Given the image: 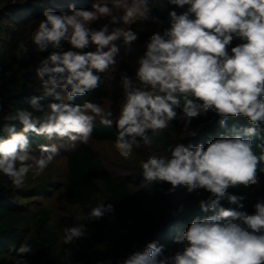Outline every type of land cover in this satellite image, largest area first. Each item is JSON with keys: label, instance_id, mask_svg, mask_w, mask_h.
Instances as JSON below:
<instances>
[{"label": "clouds", "instance_id": "obj_1", "mask_svg": "<svg viewBox=\"0 0 264 264\" xmlns=\"http://www.w3.org/2000/svg\"><path fill=\"white\" fill-rule=\"evenodd\" d=\"M183 8L182 14L170 12L171 26L163 34L154 33L146 43L139 59L135 79L122 76L124 102L116 120V147L124 159H130L139 148L137 137L145 145L152 143L146 133L167 129L174 119L184 121L189 136L196 132L188 128L193 118L209 111L221 116L246 117L250 127L243 135L221 137L203 144H177L168 155H151L142 162L143 183L150 188L156 182H168L169 191L186 186L189 192L204 189L209 193L199 201L203 211L215 215L196 218L175 238L185 246L182 251L164 256L163 246L149 242L143 251L129 254L122 264H264V201L254 205V214L225 209L221 201L240 204L242 196L228 189L259 183L257 169L264 164V142L254 150L251 137L264 132V0H168ZM123 14H113L107 5L93 3L92 10L70 6L69 13L57 14L52 9L43 12L34 43L40 51L55 49L39 61L36 69L45 96L63 100L57 89L67 93V100L95 90L101 82L100 73L117 63L116 41L125 45L138 39L130 28L109 32L103 25L94 30L89 25L102 17H111L112 24L151 20L148 0H117ZM245 41L231 48L233 40ZM62 41L83 50L90 44L95 51H65ZM29 48L20 43L17 59L24 58ZM10 75V73H9ZM32 97L31 110L18 109L13 119L22 125L6 126V137H0V173L17 187L31 171L40 176L58 154L56 144L40 145L39 156L30 154L27 133L47 140L65 139L87 143L95 128L97 117L105 127L113 123L112 113L98 103L83 105L39 103ZM199 101V102H198ZM182 108L179 116L176 109ZM221 127L225 120L219 121ZM33 163H28V161ZM259 170L264 172V167ZM113 210L104 202L92 208L89 219L100 218ZM83 224L64 229V244L85 235ZM15 252L13 264H27L23 258L32 253L27 243Z\"/></svg>", "mask_w": 264, "mask_h": 264}, {"label": "trees", "instance_id": "obj_2", "mask_svg": "<svg viewBox=\"0 0 264 264\" xmlns=\"http://www.w3.org/2000/svg\"><path fill=\"white\" fill-rule=\"evenodd\" d=\"M107 4L113 14H123L117 7V0H0V137H6V126L22 125L13 119L18 109L31 110L32 97H41L39 103L45 107L50 103H71L83 105L86 101L98 103L105 112H111L113 123L105 127L97 117L95 128L87 143L72 142L67 138L47 140L35 133H27L30 141V154L39 156L40 145L56 144L58 154L43 174L34 176L30 171L24 183L17 187L0 173V264H13L15 252L21 243H27L32 253L23 258L27 264H122L134 251H143L149 242L163 246V255L169 256L182 251L185 246L175 238L188 229L196 218L215 215L213 210L203 211L199 201L207 199L209 193L204 189L192 192L186 186L156 182L150 188L141 187L143 183L142 162L151 155H168L169 149L177 144H208L221 137L232 138L243 135L250 127L248 119L242 115L221 117L211 111L193 118L188 128L196 132L187 135L184 121L174 119L167 129L146 135L152 143L145 145L137 137L139 148H134L130 159H124L116 147V120L124 102L122 76L135 79L139 59L146 51V43L154 33L163 34L171 26L170 12L182 14L183 8L169 4L168 0H148L150 15L157 17L154 33H150L143 20L127 24H112L111 17H102L89 27L99 30L103 25L111 30L131 29L138 35L137 41L125 45L122 38L116 41L117 63L100 73L98 88L67 100V93L57 89L63 100L45 96L36 69L39 61L55 51L49 47L40 51L34 43L39 22L44 19L43 12L52 9L57 14L69 13L70 6L92 10L93 3ZM131 3V0H128ZM144 25V26H143ZM245 41L235 39L231 48ZM20 43L28 48V54L17 59L16 50ZM65 51H95L90 44L83 50L72 48L62 41ZM10 73V75H9ZM199 102V101H198ZM178 116L182 108L176 109ZM225 120L221 127L219 121ZM264 127V125H261ZM254 150L264 142V132L251 137ZM33 163V161H28ZM257 169L259 183L244 187H230V194L244 197L240 204L221 201L225 209L254 214V205L264 201V172ZM104 202L111 204L113 210L100 218L89 219L92 208ZM83 224L85 235L69 244H64V229Z\"/></svg>", "mask_w": 264, "mask_h": 264}, {"label": "rangeland", "instance_id": "obj_3", "mask_svg": "<svg viewBox=\"0 0 264 264\" xmlns=\"http://www.w3.org/2000/svg\"><path fill=\"white\" fill-rule=\"evenodd\" d=\"M144 25L147 27V30H149L150 33H154L155 32L157 24L150 23V21L148 20V21H144ZM111 31H113V30H111Z\"/></svg>", "mask_w": 264, "mask_h": 264}]
</instances>
